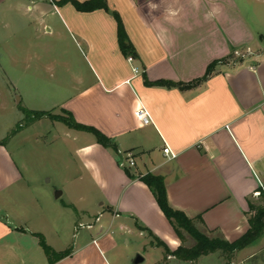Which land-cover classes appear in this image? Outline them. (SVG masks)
Masks as SVG:
<instances>
[{
    "label": "crops",
    "instance_id": "obj_1",
    "mask_svg": "<svg viewBox=\"0 0 264 264\" xmlns=\"http://www.w3.org/2000/svg\"><path fill=\"white\" fill-rule=\"evenodd\" d=\"M58 1L0 0V59H45V47L72 41L83 65L44 63V73L30 82L25 98L20 95V106L69 111L113 146L49 118L14 133L15 127L5 129L0 135V264H126L112 228L119 223L124 229L128 220L164 250L156 264H198L167 255L158 245L161 241L173 251L183 240L140 178L148 173L164 178L170 205L208 234L240 238L250 228L252 206L264 202V0H255V6L254 0H106L107 9L92 11ZM114 11L130 54L120 46ZM209 12H214L210 18ZM51 52L58 58V50ZM219 59L226 60L196 85L158 83L202 78ZM139 106L149 109L151 123L137 119ZM29 128L41 138L37 150L48 157L34 174L13 148ZM60 131L64 155L77 158L83 182L92 180L105 199L96 207L58 200L64 195L58 182L61 148L48 137ZM167 146L175 157L164 152ZM42 177L55 183L43 185ZM80 191L82 199L90 193L85 187ZM41 240L67 254L51 263Z\"/></svg>",
    "mask_w": 264,
    "mask_h": 264
},
{
    "label": "rangeland",
    "instance_id": "obj_2",
    "mask_svg": "<svg viewBox=\"0 0 264 264\" xmlns=\"http://www.w3.org/2000/svg\"><path fill=\"white\" fill-rule=\"evenodd\" d=\"M69 3V2H63ZM254 3H252L253 6ZM66 44L62 45L60 42L59 46L45 47L47 56L45 59H0V135L5 132V129L8 127H16L17 124L23 120L24 114L22 110L20 111V95L22 94L25 98L26 89L30 85V82L37 77L40 73H44V70L41 69L42 65L47 62L58 64V62H71L72 64H76L77 66L83 65L81 60L83 57L79 54L77 47L74 45L72 41L63 39ZM63 42V43H64ZM52 47V48H51ZM52 50H58L59 56L58 58L51 56L53 52ZM48 51V52H47ZM68 51V56H64V52ZM24 104V103H23ZM59 114H61L59 112ZM60 127H65L62 124H59ZM10 127V128H11ZM62 129V128H61ZM38 138V139H37ZM50 140H53L52 145L55 147H60V158H59V171H60V180L58 182L61 184L59 190L64 191V195L58 199L60 202L62 200H72L77 205H85L87 202L91 204L92 207H96L98 202L105 201L101 196V192L99 188L93 183L91 180L87 182H83V178L85 173L81 167V164L78 162L77 158L71 159V157L64 155V149H62V140L64 138V134L62 131L57 135H50L48 137ZM41 138L37 137V131L35 128H29L25 130L22 134H20L17 138H15V143L13 145L14 152L21 160V162L25 161L26 168L29 170V173L33 174L36 172L37 168L45 167L48 162V157L42 153H39L40 150H37V147L41 146ZM23 153L22 158V153ZM17 152V153H16ZM69 165V168H68ZM69 170V175L66 173ZM67 174V173H66ZM87 176V175H86ZM43 178V177H42ZM41 178V183L43 185L52 186L55 181L47 184L46 177L43 181ZM86 185V186H85ZM48 186V187H49ZM86 188L90 193H86L82 199L81 188ZM89 194V195H88ZM88 196V199L86 198ZM264 208V202L260 205ZM95 210V209H94ZM92 213V218H95V215ZM195 227L202 233L206 234L208 237L213 238L216 237L214 234H208L205 230L201 229L199 225L196 224L195 220H193ZM130 225V227H127ZM126 226V227H125ZM102 231L105 232L107 230V224H102ZM124 229L119 227V223H115L112 230L115 232L118 238V242L120 245V250L125 256L128 257L126 264H132V258L135 257L137 253L143 254L145 257V261L140 264H156L158 261H163L165 256L164 250L161 247H156L151 245L152 238L149 237L148 234H143L138 229H135L132 225V221L128 220L127 223H124ZM183 240V246L192 247L195 245V238L184 228H180ZM73 232V229H71ZM83 232H87L86 228L82 229ZM90 231V230H89ZM91 231H95L91 230ZM70 232V231H69ZM71 234V232H70ZM219 238V237H218ZM248 247V252L244 254V252H239V250L235 251H226V250H217L215 252L209 253L208 257L205 255L197 258L198 264H264V230L259 235V237L248 244L245 248ZM244 249V248H243ZM242 250V249H241ZM218 259V262H217ZM196 260V259H195ZM169 264H176L175 262ZM187 264V263H183Z\"/></svg>",
    "mask_w": 264,
    "mask_h": 264
},
{
    "label": "trees",
    "instance_id": "obj_3",
    "mask_svg": "<svg viewBox=\"0 0 264 264\" xmlns=\"http://www.w3.org/2000/svg\"><path fill=\"white\" fill-rule=\"evenodd\" d=\"M58 2L59 3L69 2L79 11H92L98 8H105V9L108 8L106 0H85V1L60 0ZM113 16L118 22V35H119L120 46L125 53L130 54L131 52H133V50L131 44L128 42V37L123 22L117 12L114 11ZM225 60L226 59L215 60L213 63L209 65L206 74L202 78L196 79L194 81L188 83L160 81L158 83L166 84L168 86H179V87L196 85L197 83L206 80L214 71L215 66L221 62H224ZM20 109L24 114V118L22 121H20L17 124L15 129H13V133L19 131L22 127L27 126L38 119L49 118L51 120L61 121L70 128L80 131L91 132L96 136L97 141L102 145L106 147L113 146L110 138L106 136L103 132H101L98 128L77 121L71 112L66 111L64 109L62 110L61 114H55L46 110H33L21 106ZM128 174L133 177V175H131L129 172ZM140 178L149 186L159 206L161 207L167 218L174 226L178 235L182 238L180 228H184L196 240L195 245H193L192 247H185L181 245L173 251H171L169 247H167L164 243L159 241L158 245L165 246V252L167 255L173 254L180 259L194 260L202 255H208L209 253L215 252L217 250H226V251L241 250L245 248L248 244L256 240L264 230V208L261 206L253 205L251 208V215L249 217L250 228L240 238L233 241H229L218 237L210 238L206 234L200 232L195 227L193 219L189 218L183 211L175 209L170 205L167 197L166 185L164 182V178L162 176L148 173ZM41 243L51 263L55 259L61 258L67 254V252L55 251L44 240H41Z\"/></svg>",
    "mask_w": 264,
    "mask_h": 264
},
{
    "label": "built area",
    "instance_id": "obj_4",
    "mask_svg": "<svg viewBox=\"0 0 264 264\" xmlns=\"http://www.w3.org/2000/svg\"><path fill=\"white\" fill-rule=\"evenodd\" d=\"M129 60H132V58H130ZM135 72H138V69H134ZM135 116L137 117V119H139L142 124L146 125L152 122V117H151V112L149 111L148 108L144 107V106H139L136 110H135ZM165 153L171 154L172 157H175V154L171 151L170 147H165L164 149ZM129 159V165L130 166H134L135 162L134 159L131 157V154L128 155Z\"/></svg>",
    "mask_w": 264,
    "mask_h": 264
},
{
    "label": "water",
    "instance_id": "obj_5",
    "mask_svg": "<svg viewBox=\"0 0 264 264\" xmlns=\"http://www.w3.org/2000/svg\"><path fill=\"white\" fill-rule=\"evenodd\" d=\"M61 193H58V195ZM145 261V257L141 253H137L132 261V264H140Z\"/></svg>",
    "mask_w": 264,
    "mask_h": 264
},
{
    "label": "clouds",
    "instance_id": "obj_6",
    "mask_svg": "<svg viewBox=\"0 0 264 264\" xmlns=\"http://www.w3.org/2000/svg\"><path fill=\"white\" fill-rule=\"evenodd\" d=\"M214 11H218V10H214ZM213 14H214V12H209L208 17L210 18ZM172 15H175V13L173 12Z\"/></svg>",
    "mask_w": 264,
    "mask_h": 264
}]
</instances>
